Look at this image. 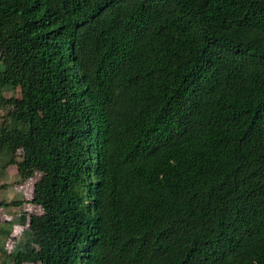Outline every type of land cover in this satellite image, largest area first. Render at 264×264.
I'll use <instances>...</instances> for the list:
<instances>
[{
  "label": "trees",
  "instance_id": "1",
  "mask_svg": "<svg viewBox=\"0 0 264 264\" xmlns=\"http://www.w3.org/2000/svg\"><path fill=\"white\" fill-rule=\"evenodd\" d=\"M1 109L13 264H264V0H0Z\"/></svg>",
  "mask_w": 264,
  "mask_h": 264
},
{
  "label": "rangeland",
  "instance_id": "2",
  "mask_svg": "<svg viewBox=\"0 0 264 264\" xmlns=\"http://www.w3.org/2000/svg\"><path fill=\"white\" fill-rule=\"evenodd\" d=\"M10 95V91H4ZM18 96V92L13 93ZM5 110H0V116ZM12 157L14 161L21 159V152L16 150L10 155L0 152V164ZM39 172H35L31 178H21L15 164H9L0 171V264H13L10 253L20 246L27 238L26 221L19 220L20 215L39 214L42 208L29 202L33 181L38 178Z\"/></svg>",
  "mask_w": 264,
  "mask_h": 264
}]
</instances>
